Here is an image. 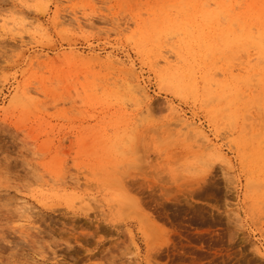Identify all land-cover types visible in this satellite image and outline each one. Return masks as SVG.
<instances>
[{"label":"rangeland","instance_id":"1","mask_svg":"<svg viewBox=\"0 0 264 264\" xmlns=\"http://www.w3.org/2000/svg\"><path fill=\"white\" fill-rule=\"evenodd\" d=\"M263 29L264 0H0V264H263Z\"/></svg>","mask_w":264,"mask_h":264},{"label":"bare ground","instance_id":"2","mask_svg":"<svg viewBox=\"0 0 264 264\" xmlns=\"http://www.w3.org/2000/svg\"><path fill=\"white\" fill-rule=\"evenodd\" d=\"M243 25H241V27H242ZM253 26V25H252ZM251 28V27H250ZM249 28V29H250ZM253 28V27H252ZM243 29V28H242ZM241 29V30H242ZM258 30V29H257ZM260 30V29H259ZM264 30V29H263ZM249 32H251V30L249 31ZM258 34V35H257ZM257 42L259 43V45H264V36L262 35V33H260V32H258L257 31ZM240 38H241V36H239ZM248 38H253V39H256L255 37H254V35H251V34H249L248 35ZM249 40V39H248ZM252 41H254V40H252ZM262 47V46H261ZM90 203V202H89ZM91 204V203H90ZM45 206V205H44ZM92 206V205H91ZM130 206V205H129ZM95 210V209H94ZM135 211V210H134ZM160 211V210H159ZM96 212H97V210H96ZM74 214V213H73ZM133 214V213H132ZM136 214V213H135ZM137 214H139V213H137ZM86 215H88V213L86 214ZM91 215V214H90ZM141 217L142 216H140V220H141ZM144 217V216H143ZM142 217V220H141V222L142 221H144V219H146V217H144L143 218ZM158 219H160V218H158ZM147 220V219H146ZM42 221H43V219H42ZM41 222V221H40ZM72 222V221H71ZM94 222V221H93ZM63 224V223H62ZM87 224V223H86ZM143 224H144V222H143ZM88 225V224H87ZM145 226H149V228L150 227H152L153 228V226H150L148 223H147V225H145ZM37 227H39V226H37ZM87 227V226H86ZM140 227V226H139ZM142 227V226H141ZM75 228V227H74ZM73 228V229H74ZM84 228H85V226H84ZM154 228L155 229H157L156 228V226H154ZM153 228V229H154ZM64 229V228H63ZM83 229V228H82ZM97 229V228H96ZM146 229V232L149 230L147 227L145 228ZM148 229V230H147ZM152 229V230H153ZM61 230V229H60ZM152 230L150 229V231L148 232V233H152ZM96 231H98V230H96ZM142 232H144L145 233V231H142ZM65 233V232H64ZM75 233V232H74ZM132 233V232H131ZM30 234V233H29ZM39 234H41V232L39 231ZM62 234V233H61ZM154 234V233H153ZM153 234H151V236H153ZM28 235V234H27ZM33 235V234H32ZM67 235H69V234H67ZM71 235V234H70ZM132 235V234H131ZM144 235V234H143ZM147 234H145V236H146ZM150 235V234H149ZM188 235V234H187ZM202 235V234H201ZM29 236V235H28ZM88 236V235H87ZM144 236V237H145ZM150 236V237H151ZM155 236V235H154ZM153 236V237H154ZM191 236V235H190ZM194 236V235H193ZM208 236V235H207ZM33 237V236H32ZM52 237V236H51ZM132 237V236H131ZM214 237V236H213ZM211 237V238H207V240H202V241H199V242H197V244L196 243H192L191 241H189V240H187V242L186 243H181L179 246V249L178 248H172L171 249V251L170 252H172V254H174V255H177L178 256V258L180 257V258H183V261L184 260H188V261H190L191 262V264H196L197 262H201V264H213V262H214V259H215V257H216V255L218 254V252L219 251H221L220 249H221V247H222V245L223 244H221V241L218 239H215L216 237ZM31 238V237H30ZM71 238V237H70ZM75 238V237H74ZM146 238V237H145ZM148 238V237H147ZM155 238V237H154ZM154 238H153V243H154ZM27 239V238H26ZM66 239L68 240V238L66 237ZM65 239V240H66ZM200 239H202V237L200 238ZM29 241V240H28ZM31 241V240H30ZM35 241H37V240H35L34 239V241L33 242H35ZM150 241H151V239H150ZM32 242V241H31ZM52 242H55V241H52ZM68 242H69V240H68ZM48 243V242H47ZM57 243V242H56ZM55 243V244H56ZM71 243V242H70ZM147 243H149V242H147ZM151 244V243H150ZM69 245V244H68ZM67 245V246H68ZM152 245V244H151ZM70 246V245H69ZM45 247V246H44ZM54 248V247H53ZM61 248V247H60ZM68 248V247H67ZM75 248V247H74ZM43 249V248H42ZM70 249V248H69ZM77 249V248H76ZM48 250V249H47ZM55 250V249H54ZM72 250V249H71ZM74 250V249H73ZM78 250H79V248H78ZM66 251V250H65ZM68 251V250H67ZM75 251V250H74ZM80 251V250H79ZM79 251H77V252H79ZM44 252H45V250H44ZM44 252H43V255H44ZM55 252H57V251H55ZM76 252V253H77ZM40 253H42L41 251H40ZM53 253V252H52ZM66 253H68V252H66ZM69 254H71V253H69ZM70 256V255H69ZM71 257V256H70ZM257 258V257H256ZM260 258V257H259ZM70 259V258H69ZM64 260H66V259H64ZM79 260V259H78ZM81 260V259H80ZM253 260H254V258H253ZM259 260V259H258ZM59 261V260H58ZM182 261V260H181ZM187 261V262H188ZM261 261V260H260ZM62 262V261H61ZM77 262V261H76ZM192 262H194V263H192ZM102 264H104V263H102ZM188 264V263H187ZM198 264V263H197ZM200 264V263H199ZM261 264V263H260ZM264 264V263H263Z\"/></svg>","mask_w":264,"mask_h":264}]
</instances>
